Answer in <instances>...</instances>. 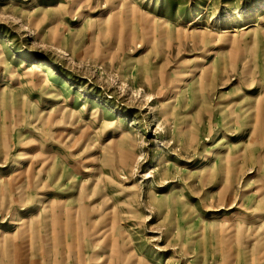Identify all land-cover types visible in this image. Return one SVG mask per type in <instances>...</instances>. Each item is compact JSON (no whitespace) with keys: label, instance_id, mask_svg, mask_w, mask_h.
<instances>
[{"label":"rangeland","instance_id":"1","mask_svg":"<svg viewBox=\"0 0 264 264\" xmlns=\"http://www.w3.org/2000/svg\"><path fill=\"white\" fill-rule=\"evenodd\" d=\"M0 264H264V0H0Z\"/></svg>","mask_w":264,"mask_h":264},{"label":"bare ground","instance_id":"2","mask_svg":"<svg viewBox=\"0 0 264 264\" xmlns=\"http://www.w3.org/2000/svg\"><path fill=\"white\" fill-rule=\"evenodd\" d=\"M31 59V57H27V60H30ZM40 66L42 67V69L44 70V71H47V72H49V67H47V66H44V65H42L41 63H40ZM119 143H120V147H124V142H123V140H119Z\"/></svg>","mask_w":264,"mask_h":264}]
</instances>
